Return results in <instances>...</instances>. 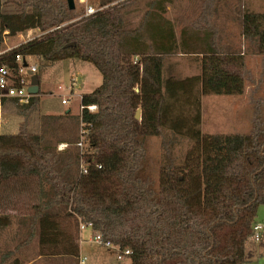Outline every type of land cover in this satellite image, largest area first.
Masks as SVG:
<instances>
[{
	"label": "trees",
	"instance_id": "trees-1",
	"mask_svg": "<svg viewBox=\"0 0 264 264\" xmlns=\"http://www.w3.org/2000/svg\"><path fill=\"white\" fill-rule=\"evenodd\" d=\"M2 3L0 38L4 30L42 34L9 50L0 64L13 69L17 53L46 63L79 59L101 75L96 88L80 94L78 126L65 115H43L38 134L23 123L17 133L0 134L3 199L22 190L36 197L27 232L37 237L38 256L78 261L84 223L129 248L130 264H242L257 208L264 207V118L256 111L245 132L203 135L200 96L243 93L242 55H264V11L236 0L245 46L235 50L218 43L221 31L209 15L190 23L168 17L174 0H98L80 18L66 0H20L16 12H3ZM175 56L190 57L198 71L182 75ZM37 103L33 95L19 105L24 119ZM151 136L163 148L156 180L145 166ZM183 138L190 143L177 163L172 151ZM56 142L67 146L57 151ZM6 219L0 214V227ZM10 253L2 251L0 263Z\"/></svg>",
	"mask_w": 264,
	"mask_h": 264
},
{
	"label": "rangeland",
	"instance_id": "rangeland-1",
	"mask_svg": "<svg viewBox=\"0 0 264 264\" xmlns=\"http://www.w3.org/2000/svg\"><path fill=\"white\" fill-rule=\"evenodd\" d=\"M3 12L18 11L20 0H2ZM218 4L219 13L215 14L214 21L221 31V38L224 42H229L230 47L235 50H242L245 44L241 43L239 29L233 22V6L236 0H215ZM209 0H174V5L170 12L183 18L186 14L194 17L195 9L208 7L211 10L213 2ZM243 9L255 12L264 11V0H240ZM91 6L94 11L97 9L98 0H74L76 12H82L79 16L85 15V10ZM93 13V12H92ZM213 14L209 15L212 21ZM185 20V19H184ZM218 23L220 25L218 26ZM36 32V33H35ZM33 32L39 35V31ZM238 36V37H236ZM17 35H9L6 44H2L0 49L21 44L26 40ZM238 39L240 44H233V40ZM28 63L36 65V73L39 82L38 103L34 109L24 116L19 112L20 103L14 102L11 98L3 97L0 103V133H16L19 125H24L27 132L38 134L40 132L41 116L43 115H65L71 120L74 126L79 125L80 94L92 91L101 83L99 71L89 62L79 59H62L46 63L33 56H28ZM179 72L182 75L196 73L197 65L184 56H175ZM243 66L246 70L245 87L242 94H206L200 96V131L203 135L227 134L245 132L250 126L251 119L256 111L260 112L264 118V55L246 53L242 55ZM68 99L66 105L61 103V99ZM69 111V112H67ZM67 112V113H66ZM25 114V113H23ZM62 131L66 130L62 128ZM57 131V137L63 134ZM80 134V130H79ZM46 137L54 140L49 133ZM185 138L179 144H175L172 156L175 162L182 160L189 145ZM64 142H56L57 151L66 148ZM145 162L146 170L156 180L158 170L163 160V148L159 136H151L146 142ZM36 182L33 181L32 188L36 190ZM7 193L3 192L0 186V214L8 217L9 222L5 227H0V252L9 251L11 257L20 263L31 264H78V261L68 256H38V243L36 235L28 237L27 220L32 213L31 204L36 201V197L25 191L10 192L9 201L5 202ZM256 221L263 227L258 232V239L251 235L245 243L244 262L242 264H264V207L259 205L256 213ZM92 231L85 227L80 232L79 256L77 260L84 258V264H130L127 256L121 259L116 258L115 250L93 242ZM1 256V255H0ZM39 258V259H37ZM5 261V260H4ZM2 261L0 264H6Z\"/></svg>",
	"mask_w": 264,
	"mask_h": 264
},
{
	"label": "built area",
	"instance_id": "built-area-1",
	"mask_svg": "<svg viewBox=\"0 0 264 264\" xmlns=\"http://www.w3.org/2000/svg\"><path fill=\"white\" fill-rule=\"evenodd\" d=\"M92 12H94V9L91 6H88L85 10V15H89ZM38 29H28L24 32L26 36V40L33 39L42 33L39 32V35H34L33 32H35ZM39 31V30H38ZM36 33V32H35ZM20 37H23V33L18 34ZM9 34L7 30L2 31L1 38H0V46L2 44H6V40L8 39ZM24 41V42H25ZM23 42V43H24ZM20 44L14 45L12 47H6L0 49V59L4 54H6L9 50H11L14 47H17ZM28 56L21 55L19 53L14 55V62L15 66L14 68H10L5 64H0V99L3 97L15 99L18 103L24 104L29 101L31 96H33L31 93L27 91L28 86L30 85V76L35 75L36 73V65L28 63ZM61 103L66 105L68 103V99L62 98ZM89 110L93 111L95 109V105H89L87 106ZM79 146H81V140L77 142ZM66 145V144H65ZM99 167V166H97ZM79 170L80 172L84 173L86 172V165L80 161L79 162ZM85 227L90 228V224H84L82 223L80 225L81 230ZM262 225L259 223H256L253 226V233L254 239H258V232L262 229ZM91 240L93 242H96L98 244H101L105 247L111 248L115 250L116 252V258L121 259L123 256H127L129 254L130 250L127 247L120 248L119 246L114 245L111 241L104 239L99 232H93L92 231V238ZM78 264H84V258L78 260Z\"/></svg>",
	"mask_w": 264,
	"mask_h": 264
},
{
	"label": "crops",
	"instance_id": "crops-1",
	"mask_svg": "<svg viewBox=\"0 0 264 264\" xmlns=\"http://www.w3.org/2000/svg\"><path fill=\"white\" fill-rule=\"evenodd\" d=\"M185 1V0H184ZM188 1V0H187ZM210 1V0H209ZM213 1H215V0H213ZM170 9L172 10V8H170V6H168L167 7V10H168V12H167V16L168 17H174V16H176L175 14H172L171 12H170ZM216 10H215V8H213V6H212V8H211V10H205L204 8H199L198 6L196 7V9H195V14H194V17L192 16V17H190L189 15H185V16H183V18H182V21L184 22V19L185 20H187L189 23H190V19H193V18H198L200 15H211V14H213V20L211 21L212 22V24L214 25V26H216V22L214 21V18H215V14H216V12H215ZM219 13V9L217 10V14ZM210 21V20H209ZM233 22H235L236 24H237V27H238V29L240 30V25H239V23H238V19H237V13H236V10H235V7L233 6ZM182 23V22H181ZM220 25V23H218V26ZM236 37H238V36H236ZM239 37L241 38V43L243 44L244 43V39H243V37L241 36V34H240V31H239ZM219 44H231V43H229V42H224L223 40H220V42H218ZM233 44H240V42L238 41V39H236V40H233ZM245 44V43H244ZM188 59H190L191 60V58L190 57H187ZM192 61V60H191ZM79 110H80V107H79ZM67 113V112H66ZM17 133V132H16ZM0 134H14V133H0ZM2 252V251H1ZM1 252H0V255H1ZM8 257H11V253L8 255V254H6L5 255V261L4 262H6V264H14V261H13V258L12 259H10V260H8ZM37 259H39V258H37ZM24 264H31V263H24Z\"/></svg>",
	"mask_w": 264,
	"mask_h": 264
},
{
	"label": "water",
	"instance_id": "water-1",
	"mask_svg": "<svg viewBox=\"0 0 264 264\" xmlns=\"http://www.w3.org/2000/svg\"><path fill=\"white\" fill-rule=\"evenodd\" d=\"M68 3V8L73 9L74 8V0H66ZM39 82L35 75L30 76V85L27 88V91L31 93L32 95H36L39 90ZM137 90V89H136ZM134 117L136 119H140V109L137 108L134 114Z\"/></svg>",
	"mask_w": 264,
	"mask_h": 264
}]
</instances>
